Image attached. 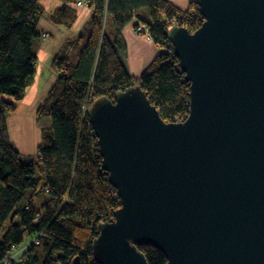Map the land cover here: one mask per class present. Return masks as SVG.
<instances>
[{
  "label": "water",
  "instance_id": "95a60500",
  "mask_svg": "<svg viewBox=\"0 0 264 264\" xmlns=\"http://www.w3.org/2000/svg\"><path fill=\"white\" fill-rule=\"evenodd\" d=\"M191 32L167 33L190 112L166 122L142 85L87 109L121 199L93 242L99 264H264V0H193ZM71 264H82L80 257Z\"/></svg>",
  "mask_w": 264,
  "mask_h": 264
},
{
  "label": "trees",
  "instance_id": "16d2710c",
  "mask_svg": "<svg viewBox=\"0 0 264 264\" xmlns=\"http://www.w3.org/2000/svg\"><path fill=\"white\" fill-rule=\"evenodd\" d=\"M42 1L0 0V263L17 250L10 264H71L78 256L82 264H99L93 254L98 226L114 219L121 199L103 168L87 109L98 97L114 100L118 91L142 85L166 122L189 114L191 84L177 68L167 33L173 25L194 32L203 16L193 0L187 10L170 0L77 1L93 9L91 33L76 64L68 60L70 44L54 57L59 75L40 110L50 125L41 129L38 161L26 162L10 139L7 116L17 111L36 74ZM75 19L76 9L67 3L51 21L71 27ZM133 20L136 31L143 27L138 35L162 49L139 77L120 56L121 31ZM139 249L149 264L168 262L153 245Z\"/></svg>",
  "mask_w": 264,
  "mask_h": 264
},
{
  "label": "crops",
  "instance_id": "0c3cea01",
  "mask_svg": "<svg viewBox=\"0 0 264 264\" xmlns=\"http://www.w3.org/2000/svg\"><path fill=\"white\" fill-rule=\"evenodd\" d=\"M68 1L69 0H43L42 5L47 12L49 11L52 12L60 8L64 4L69 3ZM77 1L79 0H74L73 3L70 4L79 10L78 21L79 22L81 21L83 25L86 27V25L89 22L91 23L93 9L92 7L87 6L85 4L78 6L76 4ZM170 1L183 10L189 9L190 0H170ZM136 23L137 21L133 20L132 22L126 24L121 31L120 40L124 42V47L120 48V56L126 68L128 69L129 73L132 76L139 77L143 73V71L154 61V59L161 52L162 49L156 43H154V41L151 38L143 35L142 36L138 35L136 33ZM48 32L52 36H50V38L47 39L46 41H49L50 39H52V37L59 39V41H57L58 42L57 44L52 43L47 47H45L44 44H42V46L37 51L38 61L39 62L42 61V63L37 65L34 79L30 83V85L26 88L27 93L26 91L25 93L27 95L25 96L26 97L25 100H23L24 102L27 101L33 104L34 101L38 99L39 93L42 91L49 90L53 86V84L57 79V76L59 75V72L53 69L52 61L54 55L61 48L63 44L62 39L64 38V34H67L66 32L68 31L67 29L66 31H63L61 27L55 26L53 32L50 31ZM78 32L80 34L82 30L78 28ZM70 36H75V35H70ZM83 46H85V43L83 44ZM81 49H83V47ZM79 53L80 52L77 53L78 55L74 60H72L71 57L72 55L68 56L71 64H76L78 62ZM46 66L50 67L51 72L50 75L45 78L44 73ZM37 138L38 141L39 134Z\"/></svg>",
  "mask_w": 264,
  "mask_h": 264
},
{
  "label": "rangeland",
  "instance_id": "374dc122",
  "mask_svg": "<svg viewBox=\"0 0 264 264\" xmlns=\"http://www.w3.org/2000/svg\"><path fill=\"white\" fill-rule=\"evenodd\" d=\"M73 1L74 0H71L69 3H73ZM85 5H87V4H85ZM74 8L76 9V19H75L74 23L72 24V26L71 27L58 26V27H61L63 29V31H66V29L68 31V32H66L67 34H64V38L62 39L63 44H62L61 48L65 44L71 45L68 54L72 55L71 56L72 60H74L76 58V56L78 55L77 53L82 50L81 48L84 47L83 44L84 43L86 44L87 39L89 38L90 33H91L90 32L91 31V23L89 22L85 27L81 21L79 22L78 21L79 10L76 7H74ZM44 10H45V14L42 17L41 22H40V28L42 29L43 35H41L40 38H37L35 40V45H36L35 47L37 49L36 51L39 50V48L42 46V44H44V46L47 47L48 45H50L52 43L57 44L58 43L57 41H59V39H57L55 37H52V39H50L49 41H46L47 39L50 38V36H52V35H50V33L48 31L53 32L55 29V26H57V25H54L51 21L52 14L55 12V10L52 12L51 11L47 12L45 8H44ZM77 22H78V24H77ZM64 28H66V29H64ZM78 28L80 30H82V32H80V34L78 32ZM81 34H82V36H81ZM70 35H75V36H70ZM43 41H46V42H43ZM59 50L56 52V54L59 52ZM56 54L54 55V57L56 56ZM68 60L70 62L69 58H68ZM40 63H42V61L41 62L38 61L37 65H39ZM50 72H51L50 67L46 66L45 73H44L45 78L50 75ZM51 78H53V77H51ZM50 89L47 91L40 92L38 95L39 96L38 99L35 100L33 104L29 103L27 101H25V102L23 101V100H25V98H26L25 96L27 95L26 94L27 91H26L23 99L17 103V105H18L17 111H15L14 113H10L7 116V123H8V129H9L8 131H9L10 139H11L13 145L15 146V148L21 152L22 158L26 162H29L31 160L38 161L37 146H38L39 141H40V132H41V129L43 127H48L50 125V119H48L46 116H43L40 114V110L43 108V105L46 102V97H47ZM42 111H44V109H42ZM22 114L28 115L27 117H29V118L30 117L32 119L34 118L35 125L37 126V131H39V133H38L39 134V140L38 141L36 140L33 143L31 142L28 145L27 144L24 145L22 142L18 141V137L16 136L15 131L13 129L14 127L12 125V122H14L16 120L18 115H22ZM32 115H33V117H32ZM42 200H43L42 197H37L34 201L37 205H40ZM20 251H22V250H20Z\"/></svg>",
  "mask_w": 264,
  "mask_h": 264
},
{
  "label": "bare ground",
  "instance_id": "6f19581e",
  "mask_svg": "<svg viewBox=\"0 0 264 264\" xmlns=\"http://www.w3.org/2000/svg\"><path fill=\"white\" fill-rule=\"evenodd\" d=\"M27 116L28 115L26 114L18 115L16 120L12 122L18 141L22 142L24 145H28L31 142L33 143L38 137L37 126L35 125L34 118L32 119Z\"/></svg>",
  "mask_w": 264,
  "mask_h": 264
},
{
  "label": "built area",
  "instance_id": "2783aa9c",
  "mask_svg": "<svg viewBox=\"0 0 264 264\" xmlns=\"http://www.w3.org/2000/svg\"><path fill=\"white\" fill-rule=\"evenodd\" d=\"M82 4L83 3L81 1L78 3V5H82ZM142 30H143V27L142 26L138 27L137 28V31H136L137 34H139ZM188 115L189 114H187L184 118H182L180 120L173 121V122H183V121H185L187 119ZM16 257H17V250H15L14 253L11 254L10 257L7 260H5L2 264H10V260L16 259Z\"/></svg>",
  "mask_w": 264,
  "mask_h": 264
}]
</instances>
